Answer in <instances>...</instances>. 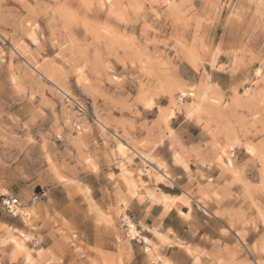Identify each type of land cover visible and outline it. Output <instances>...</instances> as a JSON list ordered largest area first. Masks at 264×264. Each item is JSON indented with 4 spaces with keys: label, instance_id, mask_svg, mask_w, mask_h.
I'll list each match as a JSON object with an SVG mask.
<instances>
[{
    "label": "clouds",
    "instance_id": "1",
    "mask_svg": "<svg viewBox=\"0 0 264 264\" xmlns=\"http://www.w3.org/2000/svg\"><path fill=\"white\" fill-rule=\"evenodd\" d=\"M0 264H264V0H0Z\"/></svg>",
    "mask_w": 264,
    "mask_h": 264
}]
</instances>
